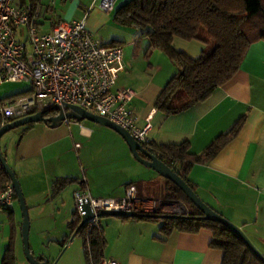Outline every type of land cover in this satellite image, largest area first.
Wrapping results in <instances>:
<instances>
[{"label": "crops", "instance_id": "0c3cea01", "mask_svg": "<svg viewBox=\"0 0 264 264\" xmlns=\"http://www.w3.org/2000/svg\"><path fill=\"white\" fill-rule=\"evenodd\" d=\"M99 1L14 0L32 6L38 33L48 32L60 20L78 19L86 13L93 37L104 44L121 46L127 66L119 73L116 88L134 91L129 106L139 126L150 114V142H186L190 153L199 154L215 137L243 119L238 133L213 158L190 167L187 179L203 202L239 226L264 254V40L252 42L237 71L204 100L178 113L165 114L155 109L154 102L176 66L160 49L148 48V37L141 31L113 21L114 12L128 0H113L108 10L101 9ZM49 11L56 18L47 23L45 12ZM15 38L26 40L24 26L15 29ZM29 88L28 84L6 100ZM3 155L11 163L28 210L36 211L46 204L49 213L66 221L61 238H54L61 247L57 264H86L80 236L75 234L60 244L69 232L74 191L86 189L92 197L121 198L128 185H134L136 197L145 199L148 205L154 199L161 201L165 178L136 161L118 132L93 121L71 119L53 126L42 121L28 123L6 144ZM62 177L76 181L55 192L52 183ZM67 189L73 190L72 200L64 195ZM9 209L13 224L9 210L0 208V264L10 236L16 263L22 251L15 201ZM99 221L105 240L102 254L119 264H221L223 252L209 246L212 232L206 228L192 233L174 229L164 235L159 230L160 222L121 220L117 216Z\"/></svg>", "mask_w": 264, "mask_h": 264}, {"label": "trees", "instance_id": "16d2710c", "mask_svg": "<svg viewBox=\"0 0 264 264\" xmlns=\"http://www.w3.org/2000/svg\"><path fill=\"white\" fill-rule=\"evenodd\" d=\"M113 21L141 31L148 37V48L160 49L176 66V71L164 83L154 102L156 110L175 114L204 100L226 82L239 68L250 44L264 40V0H128L114 12ZM200 27L206 29L208 39L212 42L207 48L201 49L195 57L174 48V37L186 40L199 38ZM54 113L50 111L46 115ZM242 121V118L238 119L227 132L215 137L199 154L190 153L186 142H148L142 145L169 165L193 189L187 179L190 167L213 158L238 133ZM74 181L76 179L70 177L57 178L53 181L52 188L56 192ZM8 182L10 179L0 164V191ZM160 191L162 203H182L186 216L118 218L160 222L159 230L164 235L174 229L192 233L206 228L212 232L209 246L223 252L221 264H264L227 227L216 221L203 219L202 213L170 180L164 179ZM162 205L153 213L173 214L162 210ZM2 209L9 210L13 224V212L9 208ZM79 221L80 217L74 209L67 222L68 235L60 244H64L71 236ZM76 235L82 238L86 264H97L103 256L105 244L100 226L88 228V224H84ZM2 264H16L13 236H10L2 256Z\"/></svg>", "mask_w": 264, "mask_h": 264}, {"label": "built area", "instance_id": "2783aa9c", "mask_svg": "<svg viewBox=\"0 0 264 264\" xmlns=\"http://www.w3.org/2000/svg\"><path fill=\"white\" fill-rule=\"evenodd\" d=\"M113 0H100L103 10ZM87 14L69 21L60 20L45 33H38L32 6L27 2L0 0V84L23 81L30 88L8 101L0 100V125L9 120L44 110L53 104H70L108 118L139 143L150 142V114L143 126L129 106L134 91L129 87L113 90L120 72L126 70L120 45H108L92 36L86 24ZM26 28V40L15 38V29ZM128 185L124 197H92L86 189L73 193L75 209L81 217V204L88 202L93 212L86 224L99 227L101 210H137L151 213L155 203L135 195ZM14 190L10 182L0 191V208H10ZM180 206V205H179ZM97 264H119L102 256Z\"/></svg>", "mask_w": 264, "mask_h": 264}, {"label": "water", "instance_id": "95a60500", "mask_svg": "<svg viewBox=\"0 0 264 264\" xmlns=\"http://www.w3.org/2000/svg\"><path fill=\"white\" fill-rule=\"evenodd\" d=\"M50 111H54V114L46 115ZM77 120L81 121L83 119L96 122L100 125H104L114 129L118 132L121 137L124 139L128 148L136 161L140 164L144 165L147 168L154 170L163 178L170 180L174 183L188 198V200L202 213V218L205 220L216 221L233 233H235L254 253L262 262H264V256L256 249L254 244L250 241V239L244 234L243 230L240 229L239 226L222 216L220 213L213 210L210 206H208L205 202H203L200 197L195 193V191L184 181L169 165H167L164 161L160 160L153 153L149 152L141 143L137 142L128 131L120 127L119 125L113 123L106 117H102L100 115L91 113L86 111L83 108H80L75 105L64 104L57 105L53 104L52 106L32 113L28 114L16 119H12L0 125V137L2 134L7 132L8 130L25 125L28 123L42 121L50 126L56 125L65 120ZM0 164L4 168L7 173L10 183L13 187L16 201L19 206L20 214H21V224H20V235H21V243H22V252L25 257V260L29 264H53L49 263L47 259L44 257H34L31 252L30 245L28 242V231H29V218H28V208L20 187V184L13 172V170L6 163L5 157L3 153L0 151ZM182 208L180 213L173 214H156V213H142L137 210H101L98 212V216H117V217H139V216H159L161 218L166 216H176L182 217L186 216V209L182 203H179ZM81 217L80 221L75 228L74 232L71 234L70 239L74 237L79 228L86 224L87 221L93 217L92 209L89 206V203L83 202L81 204Z\"/></svg>", "mask_w": 264, "mask_h": 264}, {"label": "rangeland", "instance_id": "374dc122", "mask_svg": "<svg viewBox=\"0 0 264 264\" xmlns=\"http://www.w3.org/2000/svg\"><path fill=\"white\" fill-rule=\"evenodd\" d=\"M45 15L47 16L46 17L47 23L53 17L56 18L54 16L55 14L51 13L50 11L47 13L45 12ZM198 36L199 38L190 39V40H186L180 37H174L173 39H175V42H173V46L175 49L177 50L181 49V51H184L186 54L195 57L199 54L201 49L207 48V46L212 43L208 39L207 32L204 27H200L198 31ZM27 86L28 84L23 81L4 82L0 85V99H2L3 101H7L6 97H9L10 95L20 92L21 90L25 89ZM115 88H116V84L114 85L113 90ZM81 121H89V120L83 119ZM21 128H23V125L12 128L7 132H5L4 134H2V136L0 137V151L3 154H5L6 151V144L8 142H11L13 138L15 137L17 138V136H19V132ZM6 163L11 168L10 165L11 163H9L8 158L6 159ZM72 193L73 190L67 189L64 195L67 199L71 198L72 200ZM154 203L156 209H158L159 205L163 204L162 210L164 211L167 212L169 211L173 213H180L182 211V208L181 206H179V203H175V204L162 203L161 201H158L156 199H154L153 205ZM15 207L18 212L21 223V214L17 201H15ZM44 207H47L46 204H42L38 206L36 211L35 209L28 210V218H29L28 242L34 257H44L49 261V263L57 264L61 255V247L55 241V239L58 238L59 240L61 238L62 235H60L61 233L60 230L61 229L64 230V224L66 221L61 220L60 218L57 217V215L49 213L48 208L46 209ZM106 217H111V216H101L100 219ZM74 241H76V243H80L81 245V242L78 237H75ZM256 249L264 256V254L257 247ZM20 255L21 256H19V260L17 261L16 264H29L25 260L22 251L20 252Z\"/></svg>", "mask_w": 264, "mask_h": 264}]
</instances>
